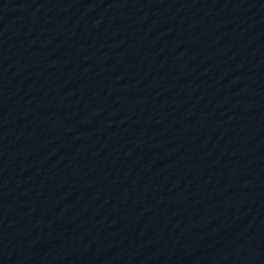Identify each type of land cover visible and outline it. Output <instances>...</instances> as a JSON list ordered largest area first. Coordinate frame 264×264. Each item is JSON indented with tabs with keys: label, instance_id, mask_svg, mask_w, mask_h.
<instances>
[{
	"label": "water",
	"instance_id": "95a60500",
	"mask_svg": "<svg viewBox=\"0 0 264 264\" xmlns=\"http://www.w3.org/2000/svg\"><path fill=\"white\" fill-rule=\"evenodd\" d=\"M38 0H0V15Z\"/></svg>",
	"mask_w": 264,
	"mask_h": 264
}]
</instances>
